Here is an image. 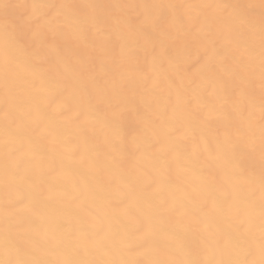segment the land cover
Segmentation results:
<instances>
[{
  "label": "snow or ice",
  "instance_id": "snow-or-ice-1",
  "mask_svg": "<svg viewBox=\"0 0 264 264\" xmlns=\"http://www.w3.org/2000/svg\"><path fill=\"white\" fill-rule=\"evenodd\" d=\"M0 264H264V0H0Z\"/></svg>",
  "mask_w": 264,
  "mask_h": 264
},
{
  "label": "bare ground",
  "instance_id": "bare-ground-1",
  "mask_svg": "<svg viewBox=\"0 0 264 264\" xmlns=\"http://www.w3.org/2000/svg\"><path fill=\"white\" fill-rule=\"evenodd\" d=\"M13 2H17V0H13ZM18 2H21V3H23V2H24V0H18Z\"/></svg>",
  "mask_w": 264,
  "mask_h": 264
}]
</instances>
